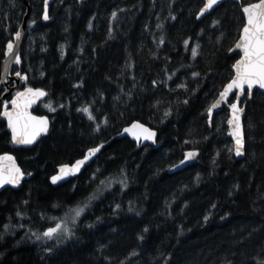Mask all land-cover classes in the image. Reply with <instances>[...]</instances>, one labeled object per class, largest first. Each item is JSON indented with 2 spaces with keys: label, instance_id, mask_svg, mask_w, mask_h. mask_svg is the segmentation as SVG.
Segmentation results:
<instances>
[{
  "label": "trees",
  "instance_id": "trees-1",
  "mask_svg": "<svg viewBox=\"0 0 264 264\" xmlns=\"http://www.w3.org/2000/svg\"><path fill=\"white\" fill-rule=\"evenodd\" d=\"M27 2L19 71L26 87L48 93L32 113L47 117L50 131L32 147L14 146L0 103V154H13L25 173L20 189L0 193V264H256L264 255V95L254 93L246 105L241 161L229 152L228 111L211 126L206 111L233 76L238 56L229 48L243 23L239 4L228 0L198 21L203 0H53L44 21L43 0ZM26 10L23 0H0V74ZM214 20L221 23L213 27ZM82 107L95 122L77 111ZM133 122L153 129L155 144L116 137ZM99 145L78 177L50 184L57 167ZM189 151L198 153L192 163L168 173ZM93 193L65 244L33 241L32 232L52 227Z\"/></svg>",
  "mask_w": 264,
  "mask_h": 264
},
{
  "label": "snow or ice",
  "instance_id": "snow-or-ice-1",
  "mask_svg": "<svg viewBox=\"0 0 264 264\" xmlns=\"http://www.w3.org/2000/svg\"><path fill=\"white\" fill-rule=\"evenodd\" d=\"M11 2V0H10ZM63 2V0H61ZM236 3L240 6V11L242 12V20L236 42L235 48H229V52L239 50L240 58L232 65L234 76L230 78L227 84L223 86L222 91L219 92L218 98L207 108V118L209 126L212 124V115L213 110L220 107L222 103H228L231 116L227 120L228 124V136L234 141V147L229 148V152H234L236 157H241L245 155V131L244 125L242 124L241 117L244 114L245 109L238 106L241 102V96L246 95L251 99L254 95L253 90L259 89L264 90V0H252V2L244 3V0H236ZM223 6V0H203L202 6L198 10L196 19L199 20L202 17H205L206 14L218 10L219 7ZM123 11V9H121ZM111 16L113 19L117 18V12H112ZM49 15V0H43V14L42 19L48 21L50 19ZM175 19V17H171ZM221 22L219 20L213 21V27H216ZM35 24L33 20L29 27ZM91 28V23L89 24ZM162 25L157 24V28H161ZM67 31V29H65ZM21 32L17 30L14 33L15 41L21 39ZM223 38V33L216 38V43L220 44ZM160 43L163 44L164 40L161 38ZM184 46L187 49L189 47V41H184ZM198 47L191 48V55L193 58H196L198 55ZM18 48V45L14 44L10 39L6 45V51L3 52V55L9 57V60L5 63L3 73L0 74V84H7L8 81L5 77L8 75V64L14 63L15 65H20L21 55L18 51L14 50ZM44 49H42L43 51ZM61 59H63V51H61ZM14 75L19 78V80L27 83L28 77L22 75L21 71H15ZM44 73L41 72V77ZM193 78H198L200 76L199 72L192 73ZM171 79V76L169 77ZM155 86V81H153ZM81 85H76L80 87ZM180 88H184L187 91V87L184 84L178 85ZM235 90V91H234ZM7 91V88L0 89V92ZM232 94L234 101L229 100V95ZM264 95V91L260 93ZM48 93L41 88L25 87L23 91H16L15 95L10 98L11 110H8V101H5L3 104L2 115L7 120V127L11 130V142L14 145H31L35 142L37 137L41 133H46L48 130V120L45 117H37L29 114L28 109L34 104L37 100L42 97H45ZM115 99H119L116 97ZM184 104H188L189 101L185 99ZM50 111L55 112L56 109L50 104L46 105ZM63 107V105H61ZM78 112L84 113L89 121L95 122L96 117L93 115V112L90 110V107H82L77 109ZM170 115V112L165 111V116ZM107 123V120H105ZM247 127L249 129L253 128L254 125L251 120L248 121ZM132 129H140L142 133V138L144 140H153L156 136V133L151 131L148 128L143 127V125L136 123L132 125ZM96 131H99V127L96 128ZM126 132H130V129H125ZM137 141L141 139L140 135L134 137ZM188 141H185L187 143ZM103 147H93L88 149V152L85 154L84 158L77 160L74 165H62L59 169V174L51 177V183L56 184L58 181L63 180L66 176L75 175L81 169V167L92 157H94ZM198 155L195 151L186 152L183 159H181L180 164H184L186 161L196 157ZM0 159L11 160V156L0 157ZM179 165H177L178 167ZM123 171V170H122ZM25 173L21 171L19 167L13 165L9 170H0V187L4 185H12L13 187L19 185L20 181L23 179ZM28 175H31L30 173ZM199 179V177H197ZM122 189L127 187V180H120ZM101 185H104V181H100ZM107 186H105L106 189ZM105 189L98 188L97 191H103ZM233 195L230 191L229 196ZM97 198V194L93 193L89 198L88 202H85L83 206H77L74 209H71V224L75 225L85 209L88 208L90 202ZM120 205H116V209H119ZM215 207V205H213ZM129 211H132V208H129ZM20 216V213H17ZM67 215V214H66ZM43 218V217H42ZM208 216L204 217V220H208ZM67 221L64 223H57L55 227H48L47 230L42 233L32 232L31 236L35 237L36 241H45L56 239L58 241H66L71 239L74 236V230L67 226ZM5 232L8 231L9 226L5 225ZM23 227V225H20ZM89 228L93 225L89 224ZM147 232L148 229L143 230ZM0 239H3V235L0 234ZM138 239L143 240L144 236L139 235ZM51 251V248L48 249ZM132 255H136L135 252ZM256 264H264V255H260L259 258H255ZM121 264H124L122 261Z\"/></svg>",
  "mask_w": 264,
  "mask_h": 264
},
{
  "label": "water",
  "instance_id": "water-1",
  "mask_svg": "<svg viewBox=\"0 0 264 264\" xmlns=\"http://www.w3.org/2000/svg\"><path fill=\"white\" fill-rule=\"evenodd\" d=\"M51 1H53V0H49V3H50ZM226 1H228V0H223V3L226 2ZM232 1H234V2L236 3V0H232ZM23 2H24V4L26 5L27 10H26V13H25V15H24V17H23L22 23H21L20 27L18 28V30H19V31L21 32V34H22V35H21V39H20L18 42L15 41L14 37H13V39H12L13 43L16 44V45H18V48L14 49V50L18 51V52L20 53V55H21V48H22V45H23V43H24V40H25V37H26V34H27V21H28L29 16H30V8H29V5H28V2H27V0H23ZM209 14H210V13L206 14V16L209 15ZM206 16H205V17H206ZM203 18H204V17H202L201 19H203ZM201 19H199L198 21H200ZM232 48H235V44L233 45ZM5 51H6V49H5ZM229 54H230V55H236V56H238V59L240 58V55H242V53H239V50H238V49L235 50V51H233V52H229ZM238 59H237V60H238ZM8 60H9V57L4 56V59H3L2 64H1V74L3 73V69H4V65H5V63H6ZM21 64H22V61H21L20 65H15L14 63H10V64H8V75L5 77V79L8 81V83H7V84H0V87L3 88V89L7 88V91H4L2 97L0 98V103H1V102L4 103L8 97H12V96H14L15 93H16V91H18V90H19V91H23L24 88L26 87L27 83H25L24 81L19 80V78L16 77V76L14 75L15 71L20 69ZM232 72H233V76H234L235 73H234V71H233V68H232ZM22 75H26V74H22ZM26 76H27V75H26ZM27 82H28V81H27ZM221 91H222V90H221ZM234 91H235V90H234ZM262 91H264V90H259V89H254V90H253L254 93H256V92L261 93ZM218 95H219V94H218ZM245 96H246V95H242V96H241V102L239 103L238 106L243 107V108L246 110V105H247V103H248L251 99H249V98L247 97V100H246L245 102H243ZM43 98H44V97L40 98V99L37 100L34 104L31 105V107L28 109V112H29L30 115H32V116H37V115H34V114L32 113V110H33V109L39 104V102H40ZM217 98H218V96H217ZM217 98H216V99H217ZM232 98H233V96H232V94H230V95H229V100H231ZM216 99H215V100H216ZM215 100H214V101H215ZM233 102H235V101L233 100ZM224 108L228 111V118H230V116H231V110H230V107H229L228 103H222V104L220 105V107H218V108H216V109L213 110L212 120H213V118H214L217 114L221 113V112L223 111ZM8 110H11V104H10V101H9V103H8ZM2 112H3V110H2ZM244 116H245V112H244V114H242V117H241L242 124H243V121H244ZM2 117H3V119L5 120V122H6V124H7V120H6V118H5L3 115H2ZM37 117H41V116H37ZM42 117H45V116H42ZM45 118H47V117H45ZM228 118H227V120H228ZM47 120H48V122H49V123H48V130H47V132H46V133H41V134L37 137V139L35 140V142H34L33 144H31V145H14V144H13V145L16 146V147H26V148L32 147V146H33V145H34L39 139H41L43 136H46V135L49 133V131H50V121H49L48 118H47ZM136 123H139V122H133L132 124H130V125L126 126L125 128H123L122 131H121L116 137H117V138H128V139H130L132 142H134V143H136V144H139V145H141V146H146V145H153V144H155V142H156V136L154 137V141H155V142H153V140H144V139L142 138V133H141L140 129H132V125H133V124H136ZM139 124H141V123H139ZM141 125H143V124H141ZM208 125H209V123H208ZM226 126H227V133H228L229 128H228V124H227V122H226ZM143 127L148 128V129H150L151 131L155 132L153 129L149 128L148 126L143 125ZM126 128H127V129H130L131 131H130V132H126V131H125ZM7 129H8V131H9V133L11 134V130H10L8 127H7ZM155 133H156V132H155ZM136 135H140V136H141V139H140L139 141H137V140L134 138ZM227 138L230 139V141H231V143H232V148H233V147H234V141L232 140V138H231L230 136H228V134H227ZM99 146H100V145H99ZM99 146H97V147H99ZM103 148H104V146L101 148V150H100V151H99L94 157H92L91 159H89V160H88V161H87V162L81 167V169H80V171H79L78 173H76L75 175H69V176H66L63 180L58 181L56 184H52V183H51V177L54 176V175H58V174H59V169H60V167H61L62 165L59 166V167H57L56 172H55V173L50 177V179H49L50 184H51L53 187H56V186H58V185H61V184H64V183L68 182V181L71 180V179H74V178L78 177V176H79V175H80V174H81V173H82L87 167L90 166V164H91V163L94 161V159L100 154V152L103 150ZM87 152H88V151H86V153H87ZM195 152H196V151H195ZM86 153H85V154H86ZM232 153H233L234 158H235L237 161H241V160L244 159V156H245V155H244V156H241V157H236V156L234 155V152H232ZM85 154H84V156H85ZM4 156H11L12 159H11V160H8V159H0V170H9V169H11V168L13 167V165H15L16 167H19V168L21 169V171L23 172L22 168L19 166V164H18V162L16 161V159H15V157H14L13 154H11V153H3V154H0V157H4ZM84 156L81 157V158H79V159H77V160H81V159H83ZM196 157H197V156H196ZM196 157H194V158H192V159L186 161L184 164H180V162H179L178 164H176V165H174L173 167H171V168L169 169L168 173L173 174V173H176V172H178V171L183 170L185 167H187L188 165H190V164L192 163V161H193ZM77 160H75V161L72 162V163L64 164V165H68V166L70 167V166L74 165L75 162H76ZM177 165H179V166L177 167ZM24 179H25V175H24L23 179L20 181L19 185L15 186V187H13L12 185H8V184L4 185L3 187H0V193H1L2 191H4L5 189H15V190L20 189L21 186H22V183H23V180H24Z\"/></svg>",
  "mask_w": 264,
  "mask_h": 264
},
{
  "label": "rangeland",
  "instance_id": "rangeland-1",
  "mask_svg": "<svg viewBox=\"0 0 264 264\" xmlns=\"http://www.w3.org/2000/svg\"><path fill=\"white\" fill-rule=\"evenodd\" d=\"M107 190V189H106ZM105 190V191H106ZM80 206H83V204H81ZM90 206H91V202H90V204H89V206H88V208L87 209H85V211L83 212V214L81 215V217L85 214V212L90 208ZM76 208V207H75ZM74 209V208H73ZM67 214V215H66ZM64 216H62V219L60 218L52 227H55V225L57 224V223H64L65 221H67L68 223H67V226L68 227H70V228H72L74 225L73 224H71V222H70V218H71V210H69L67 213H66ZM80 217V218H81ZM79 218V219H80ZM78 222V221H77ZM33 241L35 242V243H38V244H43V245H46V244H57V245H63V244H65L68 240H66V241H58V240H56V239H53V240H49V241H45V240H41V241H36L35 239H33Z\"/></svg>",
  "mask_w": 264,
  "mask_h": 264
}]
</instances>
